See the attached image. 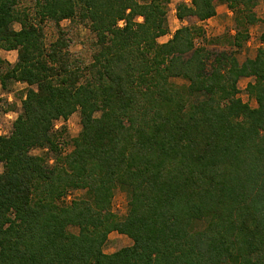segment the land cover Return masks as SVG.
Returning a JSON list of instances; mask_svg holds the SVG:
<instances>
[{"label": "trees", "instance_id": "obj_1", "mask_svg": "<svg viewBox=\"0 0 264 264\" xmlns=\"http://www.w3.org/2000/svg\"><path fill=\"white\" fill-rule=\"evenodd\" d=\"M170 1L35 0L33 14L0 0V66L1 50L18 52L0 82L28 85L0 135V264H264V29L254 58L223 51L209 65L201 25L158 41ZM217 1L258 20L257 0H191L178 17L210 19ZM65 19L96 35L84 66L67 54ZM46 20L59 30L50 45ZM242 77L256 106L239 96ZM77 110L82 128L64 154L55 123ZM118 188L123 216L112 208ZM112 232L132 243L105 252Z\"/></svg>", "mask_w": 264, "mask_h": 264}, {"label": "rangeland", "instance_id": "obj_2", "mask_svg": "<svg viewBox=\"0 0 264 264\" xmlns=\"http://www.w3.org/2000/svg\"><path fill=\"white\" fill-rule=\"evenodd\" d=\"M139 1L147 2V0ZM182 2H185L189 6L192 5L191 0L170 1L167 9L169 32L158 38L160 43L167 42L172 37L173 33L184 25H201L205 30V34H203V36L198 35L195 41L197 45L204 46L209 51V65L215 57L223 51L233 53L241 62L246 59L254 58L258 49L263 45L261 34L264 29V0H257L253 6L252 11L255 13L258 20L251 24L246 22V14H248H244L246 8L240 5L233 9L230 8L225 1L216 2L217 14L211 19L200 21L196 16L188 15L181 20L178 17L177 9L178 5ZM19 8L27 9L34 14L35 0H20ZM138 20L142 21L143 18L138 17ZM119 24L123 26L125 21L122 20ZM43 25L46 42L50 45L56 41L59 36L58 27L50 20H46ZM61 26L66 31V38L69 44L67 54L71 62H73V64H79L80 66L90 63L95 49L96 35L78 19H65L61 22ZM14 27L20 29L21 25L16 22L14 23ZM238 31L242 34L240 37V41L242 42L241 46L235 44V36ZM246 33L248 34L247 38L244 37ZM1 54L5 63L0 66V79L9 67L7 63L12 66L18 59V52L16 50H12L11 52L2 50ZM172 80L178 84L186 83L182 78H173ZM249 81H252L249 77H242L240 79L239 96L252 106H256L257 103L255 99L247 92V84ZM27 87L28 85L26 83L20 81L6 80V86L0 82V135H9L11 133L13 122L22 111V99L26 95ZM81 128V114L79 110L73 113L67 120L59 119L56 121L53 132L58 136L64 154L70 152L74 148V139L79 135ZM61 129H63L62 133H60ZM33 152L45 156L50 163L53 162L54 153L47 151V149L38 148L33 150ZM3 170V164H0V172ZM84 194L85 190L83 189L73 190L69 193L67 201L69 202L74 198L83 197ZM112 208L120 216L127 214L129 205L127 193L124 189L118 188L116 190ZM69 229L74 233L79 231V228L76 226H70ZM131 243L132 240L128 236L118 232H112L105 245V252H115Z\"/></svg>", "mask_w": 264, "mask_h": 264}, {"label": "crops", "instance_id": "obj_3", "mask_svg": "<svg viewBox=\"0 0 264 264\" xmlns=\"http://www.w3.org/2000/svg\"><path fill=\"white\" fill-rule=\"evenodd\" d=\"M213 18V17H212ZM211 19V18H210ZM5 51H9V52H11L12 50H5ZM1 52H2V50H1ZM1 56H2V54H1ZM246 78H248V77H246ZM250 78V77H249ZM251 80H253L252 78H250Z\"/></svg>", "mask_w": 264, "mask_h": 264}]
</instances>
